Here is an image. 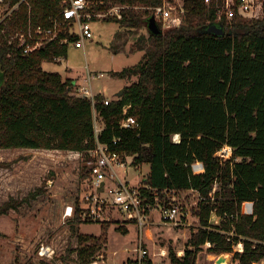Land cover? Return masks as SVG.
<instances>
[{"label":"trees","instance_id":"obj_1","mask_svg":"<svg viewBox=\"0 0 264 264\" xmlns=\"http://www.w3.org/2000/svg\"><path fill=\"white\" fill-rule=\"evenodd\" d=\"M92 1L102 12L121 7V19H112L128 29H146L153 9L164 2ZM233 1L237 5L241 0ZM223 2L183 0L180 27L163 31L156 21L162 32L139 38L144 40L137 49L142 52L139 63L114 74L127 82L135 80L107 105L101 95L93 101L73 95L70 79L42 69L44 62L66 57L67 46L49 43L23 55L0 33V149L81 152L86 162L95 147L96 113L104 126L100 143L132 156L134 166L149 165L141 195L151 206L165 189L192 190L203 198L198 209L192 208L198 228L190 234L181 257L169 252L171 264H196L206 243L211 245L208 252L225 254L241 242L243 251L233 254L235 264L264 261V14L260 20L237 15L228 20L220 14ZM31 5L35 24L46 25V17L59 12L55 1L31 0ZM25 21L26 9L21 7L10 30ZM213 24L223 26L222 35L205 32ZM124 107L138 122L137 129L120 128ZM175 134L180 137L177 144L172 142ZM113 139L119 141L114 145ZM225 146L231 148V156L223 160L217 152ZM194 163H201L204 171L194 174ZM85 164L81 183L89 179ZM215 184L212 202L209 194ZM219 197L224 200L218 201ZM246 202L253 204L251 215L240 211ZM9 209L15 206L0 207V216ZM214 210L232 216V241L223 233L230 222L223 227L210 225ZM97 241L77 233V264L91 263L99 249ZM146 264H152L150 258Z\"/></svg>","mask_w":264,"mask_h":264},{"label":"rangeland","instance_id":"obj_2","mask_svg":"<svg viewBox=\"0 0 264 264\" xmlns=\"http://www.w3.org/2000/svg\"><path fill=\"white\" fill-rule=\"evenodd\" d=\"M176 1L179 0H170L167 5L177 8ZM263 7L264 0H257L251 13L236 17L247 21L260 20L264 14ZM175 13L173 11V15ZM92 29L93 39L85 43L84 49L71 46L60 64L44 62L43 69L46 72H58L67 77L76 75L83 79L86 78L85 67L91 75L100 72L103 78L92 80L91 90L103 92L106 96L104 99L110 101L115 98L120 87L135 80L133 78L127 82L116 78L114 73L139 63L142 52L137 49L144 42L139 41V38H147L148 32L145 28L119 27L110 17L94 21ZM115 32L131 42L130 52H114L110 49ZM115 41H119L118 38L113 43ZM73 95L79 96L76 92ZM94 125H101L96 113ZM71 153L57 150L0 149V207L6 203L15 206V209H9L5 215L0 216V264H77V233L96 236L94 237L99 243L97 254L103 252L102 242L107 237L108 249L103 264H122L127 259L125 264H132L130 260L136 257L138 237L142 239V246L147 249L152 264H171L168 257L170 251L178 257L183 255L186 241L198 228L191 215L192 208L198 209L195 193L180 192L175 195L182 208L188 209L189 213L180 225H164L159 222L157 213H154V219L151 218L150 224L143 229L141 237L138 228L133 225H128L127 231L123 233L117 229L122 217L113 209H106V215L98 222L89 221L82 214L87 207L93 206L92 201L87 199L91 188L89 182L81 183V169L85 162ZM127 170L129 174L126 182L138 187L148 175L149 165L142 164L137 169L132 166ZM121 176L124 178L123 174ZM222 200L224 199L218 198V201ZM68 205L74 210L73 217L69 219L63 217L64 209ZM79 207L80 212L77 211ZM210 218L218 220L220 227L231 220L229 214L220 216L216 210L211 212ZM211 220L209 219V223ZM231 231L230 222L226 232ZM41 244L54 250L51 258H40L37 255ZM161 250L166 251V256H160ZM207 250L208 247L204 245L197 255L196 264H215L220 256L230 258L228 264H235L234 249L232 253L225 254L210 253ZM262 263L263 260L253 264Z\"/></svg>","mask_w":264,"mask_h":264},{"label":"built area","instance_id":"obj_3","mask_svg":"<svg viewBox=\"0 0 264 264\" xmlns=\"http://www.w3.org/2000/svg\"><path fill=\"white\" fill-rule=\"evenodd\" d=\"M59 5V12L50 14L46 17L45 24H35V14L32 11L31 0H0V27L1 35L4 36V41L8 45L15 43L16 48L21 50L23 55L31 54L41 47L49 43H57L59 46H71L75 48L84 49L86 42L93 39L92 23L96 20L113 18L121 19V7L115 6L109 10L102 12L95 8L99 5L92 0H51ZM170 0H164L161 6L153 9L152 16L155 21L160 22L162 29L173 28L181 25L182 16L184 15L183 0L176 1L177 8L173 5L168 6ZM208 3L209 0H204ZM257 0H241L236 5L233 0H224L220 14L230 20L236 15H245L252 12ZM26 9V21L23 26L14 30H10V23L15 15L20 11V8ZM173 11H176L173 15ZM97 77H103L99 74ZM79 97L89 98L93 101L94 97L91 88H80L76 90ZM108 100L104 104H108ZM129 107H124L123 118L120 121V128L122 129H137L139 127L135 118L128 115ZM104 126L96 127L94 125L95 147L88 154V160L85 162L89 169V182L91 191L87 196L93 203L92 207H87L83 211L86 219L93 222H98L102 219L106 209H113L126 222H133L142 236V231L150 224L151 218L154 219V213H157L159 222L164 225L178 226L182 219L189 216L188 209H183L182 204L177 200L175 195L180 192H193L198 198V202L203 198L192 190H172L165 189L160 196L155 197V204L150 205L146 197H142L140 186H131L126 182L125 175L128 174V167L134 166L133 157L126 154H120L111 151L107 144H102L98 141V135L103 130ZM119 140L113 139L115 145ZM173 143H179L180 137L175 134L172 136ZM226 152V153H225ZM225 153V154H224ZM75 157L83 159V153L72 152ZM220 158L229 159L231 156V148L223 147L217 152ZM139 165L134 166L138 168ZM194 174H199L204 171L201 163H194L192 166ZM124 175V178L121 176ZM218 189V184L214 185L212 193L209 194L210 200H214L213 193ZM73 207L68 205L63 212L64 218L73 217ZM241 213L244 215H251L253 211V204L246 202L241 205ZM219 218V217H218ZM232 218V216H231ZM237 218V217H236ZM212 218H210L211 220ZM213 221V222H212ZM153 222V221H152ZM210 225L219 226L218 220H211ZM232 226L231 232H223L227 236L228 241H232L235 236V229ZM220 227V226H219ZM138 245L136 246V257L133 264H146L149 254L146 248L142 246V239L138 237ZM205 246L211 247L210 243ZM237 253L243 251L241 242L233 246ZM54 250L44 244L38 247L37 255L40 258H51ZM160 256H166V251L161 250ZM90 264H97L91 262ZM264 264V263H262Z\"/></svg>","mask_w":264,"mask_h":264},{"label":"crops","instance_id":"obj_4","mask_svg":"<svg viewBox=\"0 0 264 264\" xmlns=\"http://www.w3.org/2000/svg\"><path fill=\"white\" fill-rule=\"evenodd\" d=\"M146 31H147V29H146ZM122 37L123 36H120L119 37V35L116 34V32L114 33L113 38H112V41H111V46H110V49L112 48L114 50V52H120V51H124V52H127L128 51V52H130L129 48H130L131 42H127V40L124 39V38H122ZM116 38H118L119 41H115L113 43V40L116 39ZM139 52H141V51H139ZM64 59H65V57L64 58H58V59H56L54 61L55 63L53 62V64H60ZM42 69H43V64H42ZM85 69L87 71H86V78H84V79L82 77L76 76V75L70 76V77L62 76L61 75L63 78L70 79L72 81V84H73V92H76V90H78L80 88H88V87L91 88L92 87L91 86L92 80H94L95 78H103V77H97L99 74H102V73H100V72H94L93 74H95V75H91V72H88V69L86 67H85ZM67 71H69L70 73L72 72L71 70H67ZM56 73H58V72H56ZM115 73H118V72H115ZM80 79H83V82H80ZM122 88H123V86L119 88V90L117 91V93L115 95H118L119 92L122 90ZM92 94H93V96L101 95L103 97H106V96L103 95V92H100V91L99 92H95L94 91V92H92ZM107 98H109V97H107ZM128 174H129V172H128ZM128 174L125 175V179L127 178ZM128 225H133L134 227H137L133 222H126L124 220V218H122L121 219V224L117 225V229L119 231H121V232L124 233V232L127 231ZM138 234H139V232H138ZM93 236H95V235H93ZM102 243H103V245H102L101 249H103V252H101L100 254H97V252H96V254H95V256H94V258L92 259L91 262H97V264H103V262L106 260V251L108 249V239H107V237L104 239V241ZM75 250H76V248H75ZM75 255H76V259H77V253L76 252H75ZM127 260L125 262L123 261L122 264L127 263L128 262ZM130 261L133 264L134 259L133 260H130Z\"/></svg>","mask_w":264,"mask_h":264},{"label":"water","instance_id":"obj_5","mask_svg":"<svg viewBox=\"0 0 264 264\" xmlns=\"http://www.w3.org/2000/svg\"><path fill=\"white\" fill-rule=\"evenodd\" d=\"M180 27L179 25L173 27V28H178ZM147 31L153 35H159L161 34V30L158 28V25L154 19L153 16H151L148 21H147V27H146ZM223 26L221 24H213L208 26L205 29L206 33H212L215 35H222L223 34ZM122 93V90L119 92L118 96H120ZM230 261V258L228 257H224V256H220L217 258V260L215 261V264H228Z\"/></svg>","mask_w":264,"mask_h":264}]
</instances>
